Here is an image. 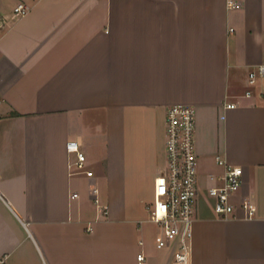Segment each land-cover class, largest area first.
<instances>
[{"label":"crops","instance_id":"obj_1","mask_svg":"<svg viewBox=\"0 0 264 264\" xmlns=\"http://www.w3.org/2000/svg\"><path fill=\"white\" fill-rule=\"evenodd\" d=\"M238 1L0 0L3 264H172L148 205L178 103L196 109L191 264H264V77L248 82L264 63V0ZM21 2L30 10L16 18ZM71 140L93 176L72 173ZM217 155L244 170L227 219L206 194L225 170Z\"/></svg>","mask_w":264,"mask_h":264},{"label":"built area","instance_id":"obj_2","mask_svg":"<svg viewBox=\"0 0 264 264\" xmlns=\"http://www.w3.org/2000/svg\"><path fill=\"white\" fill-rule=\"evenodd\" d=\"M229 8L240 4L238 0H227ZM30 7L19 3L14 8L16 18L25 16ZM7 23L0 19V34L7 27ZM264 77V63L253 66L248 75L250 86H254L258 79ZM252 90L248 89L246 95L250 96ZM226 107L236 106V102H227ZM166 154L165 169L156 177L154 199L148 205L149 216L161 229L157 247H172L174 261L172 264H191V249L196 220L197 205L200 197V184L198 177L199 157L196 146V109L189 104H172L166 110ZM69 153H74L76 159L70 163V168L76 172L93 176L94 172L87 168L88 158L85 151L76 140L67 143ZM217 162L224 166V173L218 176L210 175L215 183L207 186L206 194L212 199L213 209L221 219L234 215L236 198L242 187L244 170L242 166L232 164L220 155ZM92 195L95 203L103 214L108 213V207L103 205L99 198V189L94 186ZM79 196L72 193V198ZM240 208L244 217L252 218L256 213V205L250 198L240 201ZM138 259H145L144 252L138 254ZM4 258L0 257V264Z\"/></svg>","mask_w":264,"mask_h":264},{"label":"rangeland","instance_id":"obj_3","mask_svg":"<svg viewBox=\"0 0 264 264\" xmlns=\"http://www.w3.org/2000/svg\"><path fill=\"white\" fill-rule=\"evenodd\" d=\"M150 199H151V203H152V202H153V196H152ZM151 203H150V204H151Z\"/></svg>","mask_w":264,"mask_h":264}]
</instances>
